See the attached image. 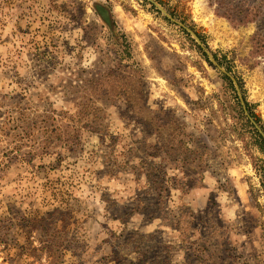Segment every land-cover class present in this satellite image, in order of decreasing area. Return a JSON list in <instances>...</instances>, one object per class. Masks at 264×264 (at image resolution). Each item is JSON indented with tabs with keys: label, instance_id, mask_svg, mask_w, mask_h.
I'll return each instance as SVG.
<instances>
[{
	"label": "rangeland",
	"instance_id": "1",
	"mask_svg": "<svg viewBox=\"0 0 264 264\" xmlns=\"http://www.w3.org/2000/svg\"><path fill=\"white\" fill-rule=\"evenodd\" d=\"M153 1L202 44L150 0H0V264H264L260 24ZM95 2L142 84L116 88L140 73ZM154 116L181 122L159 134Z\"/></svg>",
	"mask_w": 264,
	"mask_h": 264
},
{
	"label": "trees",
	"instance_id": "2",
	"mask_svg": "<svg viewBox=\"0 0 264 264\" xmlns=\"http://www.w3.org/2000/svg\"><path fill=\"white\" fill-rule=\"evenodd\" d=\"M209 1H210L211 6H215V11L217 12V14H219L223 17H226L233 24L246 25V24L251 23V22H258L260 25L258 26L257 31L253 35L252 41L254 42V46L256 48L255 52H257L258 54L264 55V28H263L264 27V0H209ZM93 8L103 19L104 27L108 28L110 35H111L110 40H111L112 44H114L116 46L117 53L119 54V59L123 62L122 64L125 65V63H127L128 66H130L133 69V71L135 70L136 72L140 73V76L138 78L139 80L137 78L134 79V78H131L129 76H126V78H125V76L120 74L118 76L119 83L117 84L116 88L121 87V86L124 87L126 85L133 86V83L142 84L143 82H145L144 81V78H145L144 69H143L141 63L135 59L131 45L128 42L127 38L125 37V34L120 30L118 25L113 20L110 5L108 3L95 2L93 4ZM114 75L115 74L109 73L106 75L105 79L106 78L109 79V77L114 76ZM225 78L230 80V78L227 76ZM125 79H128V81H129L128 84L125 82ZM107 84H109L108 81H106V85ZM230 84L232 86L231 87L232 90H236L233 83L231 82V80H230ZM103 94H105V93H103ZM118 94L121 95V93H118ZM125 94H128V93L126 92ZM130 94H131V96H128V97L131 101V105H128V110H131L133 112V116H134L133 118L137 117L136 119L139 120L142 124H145L147 126V130H148L149 124H148V122L144 121L146 119V113L143 111V109L147 111V108H143L144 104L142 102H140V104H142V106H135L134 101L132 100V97L136 96V99H138V100L140 99L141 101H143L142 94H141V92H137V91L130 92ZM143 98H144V96H143ZM244 100H245V104L247 106V109L249 111L250 117H252L255 120V122L260 123L261 120L256 115V113L253 111L252 106L249 104V102L246 100V98H244ZM238 102H239V99H238ZM238 104L241 107L240 102ZM240 114L243 115V110H240ZM245 117L247 118V116H245ZM167 118H169V116H167ZM153 119L154 120H156V119L160 120L162 118L154 116ZM171 120H172V123H170V120H168V119L167 120H160L163 122H161L160 124H156L155 131H157L160 134V133H162L163 127H170V126L172 127V124L175 125L176 127H178L177 124L180 125L181 121L177 116H172ZM247 120H249V119L247 118ZM259 135H260V133H259ZM170 136H171V138L169 139V142H172V140L177 138L175 136L174 130H171ZM179 142L182 143L183 140H180ZM263 144H264V142H263ZM147 177H148V174H147ZM162 181L164 182V180H160V183H158L155 180V181H153V183H156V185L159 184L161 187V186H163V184H161ZM155 189L157 190V188H155ZM161 194H162V192L160 193V195ZM162 197H165V195H161V198ZM184 216H185L184 213L181 214V216L179 217V220L184 218ZM132 234L135 236L138 233L132 232Z\"/></svg>",
	"mask_w": 264,
	"mask_h": 264
},
{
	"label": "water",
	"instance_id": "3",
	"mask_svg": "<svg viewBox=\"0 0 264 264\" xmlns=\"http://www.w3.org/2000/svg\"><path fill=\"white\" fill-rule=\"evenodd\" d=\"M151 2H153L161 11H162V13L163 14H165L168 18H170L171 20H173L174 22H177L179 25H181V26H183V27H185L199 42H200V44H202L201 43V41H200V39H199V37L197 36V34L193 31V30H191V29H189L188 27H186L185 25H183L181 22H179V21H177V20H175L164 8H163V6L162 5H160L159 3H157V2H155V1H153V0H150ZM205 51H206V53H207V55H208V57H209V59L211 60V62L213 63V64H215L223 73H225V74H227V75H229V76H231L228 72H227V70L224 68V67H222V66H220L219 64H218V62L216 61V59H215V57L213 56V54L209 51V50H207L206 48H205ZM231 78H232V80L234 81V83H235V85H236V88H237V90L240 92V90H239V85L237 84V81L235 80V78L233 77V76H231ZM241 94V93H240ZM242 100V104H243V107H244V109L246 110V106H245V102L243 101V99H241ZM246 113L248 114V112L246 111ZM251 120H252V122H254L255 123V120H253V118H251ZM258 130H259V132H260V134L262 135V137H263V139H264V132H263V130H261V128L260 127H258Z\"/></svg>",
	"mask_w": 264,
	"mask_h": 264
},
{
	"label": "flooded vegetation",
	"instance_id": "4",
	"mask_svg": "<svg viewBox=\"0 0 264 264\" xmlns=\"http://www.w3.org/2000/svg\"><path fill=\"white\" fill-rule=\"evenodd\" d=\"M243 107V106H242ZM244 109V108H243ZM246 110L248 111V109H247V107H246ZM246 110L244 109L243 110V113L245 114L246 113ZM246 116H247V118L248 119H250V121H251V117H250V115L249 114H245ZM252 122V121H251ZM258 132H259V130H258ZM262 136V135H261Z\"/></svg>",
	"mask_w": 264,
	"mask_h": 264
}]
</instances>
